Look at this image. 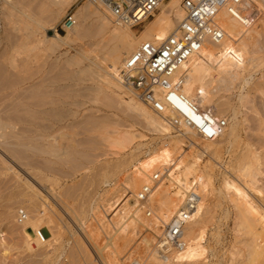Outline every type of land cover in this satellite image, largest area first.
Wrapping results in <instances>:
<instances>
[{"label":"rangeland","instance_id":"obj_1","mask_svg":"<svg viewBox=\"0 0 264 264\" xmlns=\"http://www.w3.org/2000/svg\"><path fill=\"white\" fill-rule=\"evenodd\" d=\"M43 1L45 2L46 0H11L7 5L3 0H0V88L4 87V90L0 89V112L3 111L5 113H8L11 112L13 108H19V110L16 109L17 113L15 114V116H19L21 114L19 117L21 119L25 116V120L28 117L29 119L27 118V120L29 121L32 118L31 121H34L35 124L40 122V125L38 124L34 126L19 122L18 124L20 125V127L23 126L24 128H29L34 133L23 134V136H21V138L19 139L20 142L15 138L12 139V137L6 138V142L10 141L8 142V144L10 146L11 143V148L14 147V144L26 145L28 142L29 144H31L29 146L34 145L33 147L37 148L42 146V151L38 152L37 155L36 153H32L30 149H22L27 155L25 157H21L22 159L19 156H16L15 158L10 157L6 150L0 147V155L4 158L7 157L6 159H8L9 157L8 161L10 167L12 168V171L9 172L6 177H0V188L3 187L1 191H4L3 194H8L14 185L22 186L25 182H29L34 186L33 190L37 194L38 202H40L39 206L41 208L39 209L45 208V212H47V214L49 212L48 215H50H47V217L45 218V223L42 222L40 224L41 233L46 239L53 237L51 236V232L53 230V234L55 233L54 237L56 239H54V243H52L53 246H51L53 248H45L46 250L42 249L43 252L47 250H51L53 252H51L50 255L51 262L55 260L54 264H128L131 260L134 259L144 261L147 255L146 253H144L145 250L140 243V237L144 236L145 234L141 235L143 234V229L142 226H139V236L132 237L131 235H129L131 229L135 226V219L131 216L126 200V191L128 186L134 185L133 174H135L134 170L135 167H137V162H143V165L149 168V174L147 177H150L151 174H154L156 172L160 173L159 170L161 169H168L169 166L174 162V160H176L177 157H179V155H181L184 151H189V156H195L198 153L199 149L198 147L190 148V140H186L185 135H182L186 133V130L179 128V131L174 130L171 134L172 136H175L177 139L181 140V144H179L181 146V149L176 152V156L174 155L172 156L173 158H170V160L161 163H157L158 158L154 157L153 160L155 161L153 163H147L146 161L150 158V156L158 154L163 146L169 142V135H153L149 131L145 130V128H143L141 124L136 122L137 120L135 119V117H133L132 113H130L123 104H120L119 101L116 100V98H112L110 93L107 92L104 87H102V81L98 78V75L94 73L100 72V69L105 67L104 64H101L97 60V58L101 56L105 57V49H107H102V47H104L102 45L98 47H96L95 45L104 38V35L109 32V28H112L113 24L110 23L109 28H105L104 30L101 28L100 30L97 28L99 25L98 15L87 18L80 17L78 15V11L83 6L87 7V9L89 8V10H94V5H90L85 0H76L75 2H70L63 5L61 8V14L54 20L51 12H48L46 14L43 12L44 14L42 15H40V12L37 14L38 8L39 11L42 9L40 5H42ZM167 1L168 0H165V2ZM37 2L39 4H37ZM1 3L5 4V6ZM36 4L39 5V7ZM29 8L31 11L29 10ZM32 10L34 11V13L36 11V13H32ZM69 11L74 14L75 25L73 29L68 31L67 33H58L60 35V41H58V44H61L59 45L60 49H56L54 51L50 50V52H46L47 50H49V48L47 49V45H45L44 43V45L41 43V46L39 45V48H37L38 45L34 44V39H41V36H39V34L41 35V33L43 32V28H40V26L45 28L46 35L53 36L55 27L60 23V20L63 18V16ZM99 11L103 12L100 8ZM28 12H31L35 15V18L33 19L36 22H34V24L29 23L28 25V20L26 18V14L28 15ZM155 13H158V10ZM8 19L9 21H7ZM151 19L152 17H150L139 27L130 29V32H132L135 37H138ZM35 23H38L39 27ZM262 27L263 26L261 25L256 29L261 30ZM13 33L18 34L15 35ZM17 42L19 43L17 44ZM43 47H45L46 50H44L45 48L43 49ZM94 49L97 50H95L94 52ZM72 56H74L75 58L73 59V62L67 63L66 60H68L69 57L72 58ZM230 56L233 57V55H229V58H231V60L233 61H230L231 64L234 62H236V64L245 63V59L241 60V58H244L242 56H234V58ZM255 57L264 59V52L257 53ZM19 62L22 63L20 64ZM40 62H42L43 65H40ZM37 63L39 64V66H37ZM122 63L123 61L121 58L117 67L119 68ZM15 65H17V67ZM49 66L51 68H49ZM233 70L242 73V69L240 67H234ZM32 71L33 74L30 75V72ZM18 73L20 74L16 75ZM216 73H213V76L215 78H217ZM48 74L50 78L49 76H47ZM259 74L260 71L252 74L250 82H254L259 77ZM52 77L53 79L56 78L57 80H53ZM28 78L29 81H26L25 79L28 80ZM41 79L44 81L42 82ZM48 79L50 80V82ZM18 82H20V84ZM35 82L37 85H40H34ZM45 82L47 84H45ZM42 83L43 85H41ZM28 85H30L32 89L28 87ZM35 88H37V90H35ZM40 88L42 91H44L43 95H40V93L42 94V92H40L39 90ZM24 90L26 91V93ZM10 91H12V93H10ZM51 91L52 94L50 93ZM53 91H55V93L57 91V95H55ZM27 92H29V94ZM32 92L34 95L31 94ZM125 92L127 93V91ZM17 93H21L19 94L20 98L18 97V99H15V97L19 96ZM36 93L37 95L39 94L38 96H36L37 99H35L34 97ZM47 93L50 95H47ZM2 94L3 98L1 97ZM5 94H7L8 96L6 95L7 97H5ZM23 94H26L27 96H24ZM21 96H24L25 98L29 97V101L28 98H26L27 104L31 103L30 100H34L30 104L32 106L26 105V102L24 103V101H20L22 98ZM218 96L229 103L230 108L227 112H224L222 114L220 112L215 113L218 112V110L215 108V103L214 105L203 103V106H199V109H201V111H203L204 113L207 112L210 115L215 114L217 115V117L220 114L222 120L225 119V127L223 128L222 135L217 137L216 140L213 141V143H218L220 139L223 138V135L226 134L225 142H230L232 144V147L229 144H226V146L222 145V150L219 149V153L221 151V154H218L217 158L215 159L210 156L212 148L209 149L208 152H203L204 154L201 158L202 163H199V167L202 171H204V167L211 165L213 166V169L215 170L214 172L218 178L212 180V183L214 181V190L216 191V193L213 194V197L220 199L221 201V206L215 209V216L217 217V222L219 223L213 221L212 226L209 225L207 228L208 231L206 232L204 240L206 246H208L206 257L207 263L205 264H264L263 260H258V258L255 256L250 257L251 255L248 254V246L254 241V237H252L251 235L254 229L252 230L253 227L245 228L246 225L242 226L239 223L238 219L236 218V211L234 210V206L232 205L233 203L229 199L225 198L226 196L224 197L225 194L220 184V174H224V172L225 174L226 172L229 173L228 176L231 174L230 170L227 171L228 165L233 163L232 161H234V158L241 151L239 144H237V142L233 140L234 132H237L239 136H244V109L242 107L241 93L238 89V86H236L235 84L227 93L221 90L218 93ZM24 97L22 98L23 100H25ZM42 98H45V100ZM14 99L17 100L18 104L16 102V107H14L13 105L11 107V104H14ZM52 99L54 102H49ZM122 99L128 100L126 96H123ZM214 100H216V98ZM215 102H217V100ZM4 104H6V107L3 106ZM23 107H25L26 110ZM211 107H214L213 111ZM28 108L29 110L35 112L33 117L29 116L28 114L26 116V113L29 112ZM208 110H210L212 114ZM19 111L23 113H20ZM54 112L67 113V117L63 121L58 122L57 120L59 119L56 118L57 114H54ZM128 112L131 115H129ZM42 113H47V115H43ZM36 116L40 117L37 118ZM220 117H218L219 120H221ZM92 118L94 121L92 120ZM87 119L91 120L87 121ZM90 121L94 124L92 125ZM18 124L17 130L19 129ZM74 124H78V126ZM43 125L44 127L45 125L48 126L51 130L49 129L48 132L42 131L41 127ZM129 126H133V132L138 133L139 135L141 134L142 137H136L133 141L126 140L123 137V133L125 132V130H127V127L130 129ZM76 127L79 128L77 129ZM22 128H20L19 130L23 131L24 128ZM45 134H50V139L48 137H40L41 135ZM26 137H29V139ZM30 137L37 138L34 140H30ZM38 139H40V141H38ZM48 139L49 141H47ZM13 140L14 142H12ZM44 140L49 143L47 144ZM191 146L193 145L191 144ZM47 147H49L48 150H51V148L53 147L52 150L56 148L59 150L64 149V151H66L67 149V151H69L71 149V151L74 152L70 151V156H68V154H66L68 152H66L65 155L67 156L62 154L60 155V157L55 156V154L52 152L45 153L44 151L47 150ZM79 151L80 153H78ZM146 153H149L150 155L147 156ZM10 158L13 161L10 160ZM60 158L63 160H61ZM43 159L45 160V162L41 163L40 161H42ZM123 160L127 161L126 165H123L119 169H117L114 172L113 176L108 175L109 177H105L108 174V164ZM31 162L34 165L36 164V167ZM29 165H32L34 168ZM99 165H103V167H100ZM43 166L44 168H42ZM14 175L16 176V178ZM173 175H177V171H174ZM230 176L232 178L234 177L232 174ZM40 177H42L43 179ZM170 178L171 177H167L164 181H161V186L167 188L165 189V192L167 193H173V191L169 190ZM44 179L48 182L46 181L44 183ZM105 181L109 182L104 183ZM6 182H8V184ZM191 182H193V179H190V183ZM159 184L160 182L154 184V186ZM5 186L9 187L7 188ZM51 189H53V191ZM139 189L140 188L135 191V194L137 191H139ZM200 191L201 190H199V192ZM249 196L253 200V202H255V204L260 207H264V200L260 198L262 199L261 203V200L259 199L260 196L257 195V193L249 191ZM171 201H173L172 198ZM13 203L12 205H16L17 207H15L16 210L19 208L20 210L24 209L22 211L26 213L29 209V214L31 216L36 215V213L34 214V212H30L31 208L26 201L21 200L19 203L18 201H13ZM46 205H49V208ZM154 208L156 210L157 216H159L160 213L157 212L158 209H156L155 206ZM170 219L171 218H168V220L164 222L167 223ZM147 222L150 223L152 221L150 220ZM164 222H152L154 223V227H156V229L152 232L149 231V233H147V237L153 239L152 247L155 243L154 241L156 240L155 236L156 234H160V226ZM49 223H51V232L47 226V224L49 225ZM18 224L20 226V219H18ZM216 226L219 227L218 230L220 232V241L218 243L214 242L211 237V233H214L216 231ZM25 227L26 228L19 227L18 231L16 230L14 234L11 233V235L9 233H6L9 235H5L4 237L0 238V242L3 245L5 244L7 248L5 252L0 251L1 264H45V258L43 256H35L33 252H29L26 249V246L24 245V239L28 240L30 245L35 247V245H33L35 235L29 228V225ZM248 228H250L251 231ZM122 229H124V232L121 231ZM129 236H131V238ZM260 240L263 242L264 239ZM261 241L260 245L263 244ZM38 253H41V251H39ZM200 263L204 264L202 262Z\"/></svg>","mask_w":264,"mask_h":264},{"label":"bare ground","instance_id":"obj_2","mask_svg":"<svg viewBox=\"0 0 264 264\" xmlns=\"http://www.w3.org/2000/svg\"><path fill=\"white\" fill-rule=\"evenodd\" d=\"M3 1L5 4L8 5V2L10 3L11 0H3ZM20 1H22V0H20ZM75 1L76 0H46L45 2L43 1L42 5H40V7L43 10L41 9L39 11V8H38L37 14L39 12H40V15H42L44 13L46 14L48 12H51L53 19L55 20V18H57L61 14V8L63 5L68 4L70 2H75ZM181 1L182 0H168L167 2H165V0H164L161 3H159L158 13L153 14L152 19L147 23V25L144 27V30L140 33V35L138 37H135V35L132 32H130V28L119 27V26L114 25L110 21V19L108 18V15H106L103 10H102L103 12L99 11L98 6H96V5H94V10H89V8L87 9V7L83 6L78 11V15L82 18L93 17V16L98 15L99 25L97 28L100 30H101V28L103 30L105 28H109L110 23L113 24V27L109 28L110 30L107 34L104 35V38L95 45L96 47L101 46V45L104 46V47H102V49L107 48V49H105V54H104L107 57L101 56V57L97 58V60L101 64H104L105 67L100 69V72H94L96 75H98V78L102 81V87H104V89L110 93L112 98H116V100H118L120 104H123L128 109V111L130 113H132L133 117H135V119L137 120V121L136 120L135 121L137 123L141 124V126H143V128H145V130L149 131L153 135H159V136L169 135V142L163 146V148L160 150V152H158V154H154V156H150V158L147 159L146 162L147 163L148 162L153 163L155 161V160H153L154 157L158 158L157 163L168 161V160H170V158L172 156H174L176 154V152L179 149H181V146L179 145V144H181V140L177 139L175 136L171 135L172 131H174V130L179 131V128L186 130V133L182 134V135H185L186 140H190V143L193 145V146H191V144H190V148L198 147V149H199L198 153L195 156H189L188 155L189 151H187V152L184 151L181 155H179V157H177L176 160H174V162L169 166L168 169L159 170L162 177L156 183L160 182V184L154 186V184H156V183H152V191H151V193L147 199V202H146L147 205L150 208H152V210L154 212L153 217H151V218H148L145 216V212H144V208H143V206L145 204L138 202L136 200V197H135V195L138 193V191H137L135 194V191L138 188H141L143 186L142 184H144V183L147 184L150 182V181H148L150 177H147L149 174V170H148L149 168L145 167L143 165V162H141V163L137 162V167H135V170H134L135 174H133L134 185L128 186L127 191H126V200H127V206H128V209L131 213V216H132V218L135 219V226L131 229L129 235H131L132 237L139 236L140 235L139 231H138L139 226H142V229H143V234H141V235H144V234L146 235V236L144 235V236L140 237V243H141L143 249L145 250L144 253H146V255H147L145 257L146 259L144 261H142L145 264H197V263L199 264L200 262H202L204 264L207 263L206 257H207V252H208V246H206V243L204 242V240H205L206 232L208 231V229H207L208 226L209 225L212 226L213 221H216V223H219V222H217V217L215 216V209H217L221 206V201H220V199L213 197V194L216 193V191L214 190V181L212 183V180L218 179L215 172H214L215 170L213 169V166L211 165V166L204 167V171H202L201 168L199 167V163H202L201 158L203 157V154H204L203 152H208L209 149H211V148H212L211 149L212 152H211L210 156H212V158L215 159V158H217L218 154H221V151L219 153V149L222 150V148H221L222 145L226 146V144H229L232 147V144L230 142H228V143L225 142L226 141L225 140L226 134L223 135V138H221L218 143H213V141H215L216 138L212 139L210 141L209 139H204L196 131H194L193 129H191L189 127H182V126H178L177 128L174 127L170 123L169 119L166 117L167 115H169L170 117L174 116L173 112L166 111L165 114L154 113L149 108H147L145 105H143V103L141 101L136 99L131 92L127 91L117 80L118 70L121 67L120 66L118 68L117 65L120 62L121 58H122V61H124L143 42L154 41L156 39L162 40V39L166 38L176 28L177 24L181 21V19L183 17V11L181 8ZM246 2L249 5L250 10L255 11V14H256L255 24H253L250 28H244L238 19H235L232 16H229L225 11H221L217 16V19H218V23H219L220 27L224 31V34H225L224 38L216 44L215 43L205 44L203 46V48L201 49V51L196 56L192 57L187 63H185L181 66L179 72L184 73V77H183V80L181 81V83L179 84L177 91L180 95H182L184 97L185 101L182 102V108L187 114L190 115L189 110H188V103L194 104V105L198 106V108L201 105L203 106V103H208L209 105L210 104L214 105V103H215V108L218 110V112H215V113L220 112L222 114L224 112H227L229 110L230 106H229V103L227 101L221 99L218 96V93L221 90H223L227 93L228 91H230V89L235 84H236V86H238V89L241 93V98H242V100H241L242 101V107L244 109V114H243V117H244L243 118L244 119V121H243L244 122L243 123V125H244V128H243L244 136H239V134L237 132H234L233 140L236 141L237 144H239L241 151H240V153H238L239 155L237 154V156L234 158V161H232L233 163L228 165L227 171L230 170V173L234 177L232 178L230 176L231 174L228 176L229 173L226 172V174H225V172H224V174H220V176H221V183L220 184H221L222 189H223L224 194H225L224 197L226 196L225 198L229 199L233 203L232 205L234 206V210L236 211V218L238 219L239 223L242 226L246 225L245 228H247V227L252 228L253 227L252 230L254 229L253 233L251 234L252 237H254L253 238L254 241L252 242V244H249V246H248L249 247V253L248 254L251 255V256L250 255L249 256L250 257L255 256L258 258V260L260 259V260H263V262H264V240H263V242L260 240V239H264V207H260L257 204H255V202H253V200L249 196V191H252L254 193H257V195L260 196L259 199L262 198L264 200V72H263L264 59H260V58L255 57V55L257 53L264 52V28H263L264 27V0H246ZM5 4H2V5L5 6ZM11 4H12V2H11ZM37 4H39V3L37 2ZM89 4L93 5L91 3H89ZM34 5H35V3H34ZM37 6L39 7V5H37ZM87 6H88V4H87ZM24 7H25V5H24ZM29 10H30V8H29ZM33 10H32V13H34ZM35 10H36V8H35ZM32 13L28 12V15L26 14V18L28 20V22H27L28 25H29V23L34 24V22H36L33 19V18H35L34 14L36 13V11L34 14H32ZM7 21H9V19ZM47 21H49V20H47ZM35 24L39 27L38 23H35ZM261 25L263 26L261 30L256 29L257 27H260ZM73 27L70 30H72ZM40 28H43V32L41 33V35L39 34V36H41V39H39V38L37 39L33 36L35 39H37V40L34 39V42H35L34 44L38 45L37 48H39V45L41 43L42 44L44 43L45 45H47L46 46L47 49L49 48V50H47L46 52H48V51L50 52V50L54 51L56 49H60L59 45H61V44L60 43L58 44V41H60V35L58 33H56L54 30V35L48 36V35H46L45 28L42 26H40ZM33 30H31V31H33ZM70 30H68V31H70ZM68 31H66L65 33H67ZM35 33H34V35H35ZM10 34H11V31H10ZM13 34H15V33H13ZM17 34H15V35H17ZM30 36H32V35H30ZM62 40H61V42H62ZM18 43L19 42H17V44ZM14 45H15V43H14ZM44 48L45 47H43V49ZM41 50H42V48H41ZM44 50H46V48ZM95 50H97V49H94L93 51L95 52ZM231 54L233 55V57L230 56L232 58H234V56L244 57V58H241V60L245 59V63L236 64V62H234L235 64L234 63L231 64L230 61H232V60H231V58H229V55H231ZM32 59H34V58H32ZM73 59H75L74 56H72V58L69 57V59L66 61H67V63H72ZM15 60H17V59H15ZM20 61H22V60H20ZM19 63L21 64L22 62H19ZM41 64H42V62H40V65ZM67 65H69V64H67ZM229 65H230V67H229ZM15 66L17 67V65H15ZM37 66H39L38 63H37ZM234 67L235 68L240 67L242 69V71H241L242 73L234 71L233 70ZM18 68H19V66H18ZM49 68H51V67L49 66ZM37 69H39V68H37ZM23 71H25V70H23ZM257 71H260L259 77L254 82L251 83L250 80H251L252 74H254ZM30 73H31L30 75H32L33 71ZM37 73H38V71H37ZM213 73L214 74L216 73L217 78H215L213 76ZM19 74L20 73H18L16 75H19ZM34 74H35V71H34ZM72 74H74V73H72ZM47 76H49V74ZM53 76H54V74H53ZM8 77H9V75H8ZM49 78H50V76H49ZM42 79H45V78H42ZM42 79H41V81L43 82L44 80H42ZM52 79H53V77H52ZM54 79H56V78H54ZM18 80H20V79H18ZM25 80L29 81V78H28V80L27 79H25ZM4 82H3V84H4ZM49 82H50V80H49ZM18 83L20 84V82H18ZM45 84H47V83L45 82ZM34 85L39 86L40 84L37 85L35 82ZM41 85H43V83ZM0 87H1V85H0ZM28 87H30V85H28ZM3 88L4 87H2L0 89L4 90ZM35 90H37V88H35ZM39 90H40V92H42V94L40 92H38V93H40V95H43L44 91H42L41 88ZM56 90H58V89H56ZM125 91H127V93ZM53 92L55 93V91H53ZM10 93H12V91H10ZM25 93H26V91H25ZM27 93L29 94V92H27ZM50 93L52 94V91ZM56 93H57V91H56ZM56 93H55V95H57ZM7 94H8V92H7ZM7 94H5V97L8 96ZM17 94L19 95L21 93H17ZM31 94H33V92ZM60 94H62V93H60ZM74 94H76V93H74ZM23 95L27 96L26 94H23ZM38 95L36 93V95L34 96L35 99H37L36 96H38ZM47 95H50V94L47 93ZM32 96H30V97H32ZM123 96H126L128 98V100L122 99ZM1 97L3 98V94ZM18 97L20 98V95L15 97V99L16 98L18 99ZM22 98L20 101H22V102L24 101V103L27 101L26 98H28V101H29V97H26V98L24 97L25 100H23ZM215 98H216L217 102H215L216 101V100H214ZM42 99L45 100V98H42ZM20 101H19V103H20ZM33 101L30 100L31 103ZM51 101L54 102L53 99L50 100L49 102H51ZM16 102H17V100L14 101V104L13 103L11 104V107H12V105L14 107H16V105L18 104V102H17V104H16ZM47 102H48V100H47ZM31 103L27 104V102H26V105H30ZM6 104H4L3 106L6 107ZM30 106H32V105H30ZM23 108L25 109V107H23ZM16 109L19 110V108H16ZM16 109L13 108L12 111L8 112V113L7 112L5 113L3 111L0 112V147L2 149H5L6 152L9 154V156L12 158H15L16 156H19L20 158L27 156L26 153L22 149H27V150L30 149V151L32 153H34V154L36 153V155H37L38 152L42 151V149H41L42 146L38 147V148L33 147L34 145L29 146L31 144H29V142H28L26 145L25 144H23V145H20V144L15 145L14 144V147L11 148L12 147L11 143H10V146L8 144V142H10V141L6 142V138H8V137H12V139L15 138L16 140H19L21 138V136H23V134H30V133L33 134L34 133L29 128H24L22 126L24 128L23 129L22 127H20V125L18 124L19 122L27 123L28 125H33V126L38 125V124L40 125V122L35 124L34 121H31L32 118L29 120L30 122L27 120L28 117L26 118V120L28 122L24 119L25 116L22 118L24 120L19 118L21 115L20 113H23L21 111H19L20 113L18 112L20 114L19 116L18 115L15 116V114L17 113ZM202 109H203V107H202ZM211 109L213 111L214 107L213 108L211 107ZM28 110H29V108H28ZM199 110H201V109H199ZM208 111L210 112V110H208ZM205 112H206V109H205ZM24 113H26V112H24ZM34 113H35L34 111L29 110V112L26 113V116L28 114L29 116L33 117ZM130 113H129V115H131ZM42 114L47 115V113L46 114L42 113ZM48 114H51V113H48ZM54 114H57L56 118L59 119V120H57L58 122L63 121L67 117V113H63V112H59V113L54 112ZM206 115H207V117L214 119V120H219L218 117H220V114L217 117V115H215V114H214L215 116L210 115L207 112H206ZM36 117L39 118L40 116H36ZM220 118L222 120V117H220ZM89 120H91V119H89ZM89 120L87 119V121H89ZM92 120H93V118H92ZM133 120H134V118H133ZM224 120L225 119H223V121ZM81 123H82V121H81ZM91 123H92V125L94 124L93 122H91ZM17 124L19 125V129L22 128L23 131L18 129L19 131H21V132H19L17 130V128H18ZM74 125L78 126V124H74ZM226 125H227V122H226ZM94 127H95V125H94ZM41 128H42V131H45V132H48V130L50 129L46 125H45V127L43 125ZM81 128H83V127H81ZM132 128H133V126L130 127V129L127 127V130H125V132L123 133V137L126 140L133 141L136 137L137 138L142 137L141 134L139 135L138 133H134L133 132L134 130H132ZM53 136H54V134H53ZM63 136H64V134H63ZM37 137H35V138L30 137V140H34ZM40 137L41 138H43V137L49 138L50 134L41 135ZM22 138H24V137H22ZM26 138L29 139V137H26ZM49 139L47 141H49ZM199 139H201V140H199ZM21 140H26V139H21ZM38 141H40V139H38ZM12 142H14V140ZM19 142H20V140H19ZM46 143L48 144L49 142H46ZM203 143H204V145H203ZM60 146H61V144H60ZM72 147H73V145H72ZM233 147H234V144H233ZM48 148L49 147H47V150L44 151L45 153L46 152H52L55 154V156H60L62 154L65 155V153L68 152L66 154H68V156H70L69 154H70L71 149L69 150V148H68L69 151H67V149H66V151H64V149L59 150L56 148L54 150H52L53 147L51 148V150H48ZM71 152H74V151H71ZM45 153H44V155H45ZM78 153H80V151ZM146 155L148 156L150 154L146 153ZM65 156H67V155H65ZM6 158H4L3 156L0 155V177L1 176L6 177L9 174V172L12 171V168L10 167V164L8 161L9 157H8V159H6ZM10 160H12V159L10 158ZM43 160L40 162L41 163L45 162V160L44 161ZM56 160H58V159H56ZM61 160H63V159H61ZM35 161H34V163H35ZM22 163H24V162H22ZM126 164H127V161H125V160L108 164V166H107L108 174L105 177H109L110 175L113 176L114 172L117 169H119L121 166L126 165ZM155 165H156V163H155ZM29 166L34 168L32 165H29ZM34 166L36 167V164ZM101 166L103 167V165H101ZM42 168H44V166ZM50 168H51V166H50ZM174 171H177V175H175V176L173 175ZM34 173H35V171H34ZM153 175L154 174H151L150 176H153ZM167 177H171L169 180V182H170V185H169L170 189L169 190L173 191V193L165 192V189H167V188L164 186H161V181H164ZM15 178H16V176H15ZM40 178H42V177H40ZM40 178H39V180H40ZM95 178H97V177H95ZM190 179H193L194 182L198 183L199 190H201L200 191L201 193L199 192L200 196H201L200 202L198 203L197 209L194 212L193 216L191 217V220L187 223V225L185 227L184 238L186 241V247L182 251H180L179 253L175 254V256L172 258V260L165 261V260H162L157 254V251L155 248L156 240L154 241L155 243L152 247L153 239L148 238L147 233H149V231L152 232L153 230L156 229V227H154V223H152V222H158V223L164 222V221L166 222L168 220V218H172L176 213H178V211L180 210V207H181L182 200H183V190L182 189H188L189 188V186L193 183V182L190 183ZM2 180H3V178H2ZM46 181L47 180H45V179L43 180L44 183ZM107 182H109V181H105L104 183H107ZM6 183L8 184V182H6ZM15 183H16V181H15ZM50 183H52V182H50ZM12 185H10V186H12ZM5 187H7V186H5ZM2 188L3 187L0 188V216H1V219H0V238L4 237L5 235H9L11 233L14 234V232L16 230L18 231L19 227L26 228L25 226L29 225V228L32 230V232L35 235V239L33 240V245H35V247L31 246L29 241L24 239V245L26 246V249L29 252H33V254L35 256H43L45 258V264H54L55 260L51 262L50 253L52 251L47 250V251L43 252V250L45 248H47V249L53 248L51 246H53L52 243H54L53 241H54V239H56L54 237L55 233L53 234V232H54L53 229H52L53 231L51 232V227H50L51 223H49V225L47 224V226H48V229H50V232L52 233L51 236H53V237L46 239V238H44V236H42L40 224L42 222L45 223V218L47 217L49 212L47 214V212H45L46 211L45 208L39 209V208H41L39 206L40 202H38L37 194L33 190L34 186L29 182H25L22 186L21 185L20 186L14 185L12 189L10 188L11 190L9 191L8 194H3L4 191H1ZM28 190H30V191H28ZM51 190L53 191V189H51ZM171 198L173 199V201H171ZM180 198H182V199H180ZM262 199H260L261 203H262ZM12 200L18 201V203L21 200L26 201L27 204H29V206L31 208L30 212H34V214L36 213V215L31 216L29 214V209L27 210L28 212H26V213L24 211H22L24 209L20 210V208H19L16 210L17 207H16V205L15 206L12 205V203H13ZM13 204H15V203H13ZM154 206L156 207V209H158L157 212L160 213V214L158 213L159 216H157ZM80 210H81V207H80ZM141 213L143 216L141 215ZM76 215H79V214H76ZM48 216H50V215H48ZM142 217H144V218H142ZM18 219H20V223H21L20 226L18 224ZM146 220L147 221L151 220L152 222L148 223ZM165 222L163 224H165ZM163 224H161V225H163ZM22 228H20V229H22ZM218 229H219V227L216 226V231L214 233H211V237H212L213 241L216 243H218L220 241V232ZM248 229H250V228H248ZM121 231L124 232V229H122ZM250 231H251V229H250ZM6 233H9V234H6ZM131 236H129V237L131 238ZM157 236L158 235L156 234L155 237H157ZM11 240H13V239H11ZM259 240L263 243V244L261 243L262 245H260ZM0 247H1L0 248L1 252H5L7 249L5 244L3 245L1 242H0ZM138 248H140V247H138ZM39 251H41V253H38Z\"/></svg>","mask_w":264,"mask_h":264},{"label":"built area","instance_id":"obj_3","mask_svg":"<svg viewBox=\"0 0 264 264\" xmlns=\"http://www.w3.org/2000/svg\"><path fill=\"white\" fill-rule=\"evenodd\" d=\"M104 11L110 21L119 27H139L158 10L164 0H85ZM183 17L176 28L164 39L145 41L132 52L118 70V82L143 105L157 114L166 111L174 127H189L204 139H215L222 134L225 121L214 120L188 103L189 114L182 108L184 97L177 88L183 80L181 66L196 56L207 43H218L224 38V31L217 16L225 11L238 19L244 28H250L256 21L255 11L250 10L246 0H182ZM75 25L74 14L69 11L55 27L56 33H65ZM159 172L150 176L135 195L144 203L145 216L153 217V210L147 205L152 183L161 179ZM183 190L180 210L169 222L160 226L155 248L162 260H172L175 254L186 247L185 227L191 220L200 202L198 183L194 182ZM43 236V235H42ZM128 264H145L139 259Z\"/></svg>","mask_w":264,"mask_h":264}]
</instances>
